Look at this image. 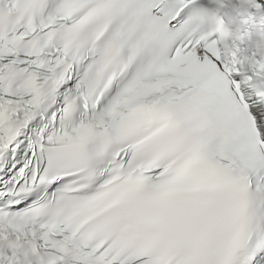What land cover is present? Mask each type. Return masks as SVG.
<instances>
[{
  "label": "snow or ice",
  "instance_id": "obj_1",
  "mask_svg": "<svg viewBox=\"0 0 264 264\" xmlns=\"http://www.w3.org/2000/svg\"><path fill=\"white\" fill-rule=\"evenodd\" d=\"M0 264H264V0H0Z\"/></svg>",
  "mask_w": 264,
  "mask_h": 264
}]
</instances>
